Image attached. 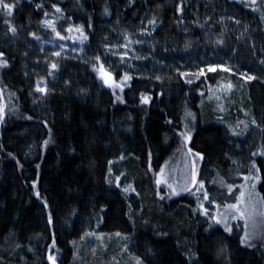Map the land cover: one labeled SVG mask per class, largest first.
Here are the masks:
<instances>
[{
    "label": "trees",
    "instance_id": "trees-1",
    "mask_svg": "<svg viewBox=\"0 0 264 264\" xmlns=\"http://www.w3.org/2000/svg\"><path fill=\"white\" fill-rule=\"evenodd\" d=\"M31 1L17 11L21 22L40 18L34 4L45 1L87 31L102 30L137 5ZM186 1L202 14L205 0ZM220 1L264 48V0ZM146 9L162 23L163 46L174 36L180 48L229 44L218 28L178 24V0H147ZM94 76L67 65L56 89L35 105L19 52L0 43V264H49L50 252L54 264H264V244L244 247L240 233L229 236L198 215L201 196L158 200L152 174L189 132L208 193L211 178L257 174L264 222V85L130 77L117 100Z\"/></svg>",
    "mask_w": 264,
    "mask_h": 264
},
{
    "label": "rangeland",
    "instance_id": "rangeland-1",
    "mask_svg": "<svg viewBox=\"0 0 264 264\" xmlns=\"http://www.w3.org/2000/svg\"><path fill=\"white\" fill-rule=\"evenodd\" d=\"M24 2L32 3L31 0H4V3L12 5V12L8 14L6 9L0 8V43L19 52L29 81L30 98L35 105L47 95L51 87L56 89V77L70 64L89 69L102 87L99 70L103 66L106 74L111 77L108 89L117 100H121V87L126 76L172 81L177 76L187 74L214 78L217 87L225 85L223 82L226 79L264 85V48L259 43L258 35L242 17L228 10L220 0H205L204 4L201 3L203 12L199 16L190 10V3L178 0V7L182 10L177 18L178 24L192 27L198 21L220 29L228 38L227 46L212 50L200 45L180 48L176 36L163 46L158 34L162 23L147 11V0H136L137 5L129 14L103 25L102 30L89 28L88 31L74 23L61 7L49 5L45 1L34 4L35 9L40 11V18L21 22V14H17V11L21 12ZM49 24L55 27V32ZM12 28L16 29L15 34ZM92 34L95 36L94 41ZM85 36L87 39H84ZM57 52L60 55H54ZM53 64L57 66L55 69L52 68ZM210 68L213 70L209 71ZM247 77L254 79L249 80ZM38 87L44 91H37ZM190 135L187 132L168 161L152 173L155 196L158 200L167 201L196 193L197 198L201 196L196 206L198 215H204L211 228L216 225L224 230L223 224L215 222L224 219L232 229V234L240 233L236 235L243 241L242 246L264 244L257 174L240 175L234 179L223 177L215 181L214 178L208 179L209 182L211 180L208 186L212 188L208 193L205 183L200 179L202 157L191 148ZM193 170L195 181L192 179ZM226 176L230 177V174ZM218 188L222 195L217 197L214 193ZM241 193L242 202L239 199ZM233 204H239L242 210H246L247 223L228 207ZM224 232L229 236L231 234ZM246 232L248 239L243 240ZM47 255L48 261L51 256L56 262V255L52 252Z\"/></svg>",
    "mask_w": 264,
    "mask_h": 264
},
{
    "label": "snow or ice",
    "instance_id": "snow-or-ice-1",
    "mask_svg": "<svg viewBox=\"0 0 264 264\" xmlns=\"http://www.w3.org/2000/svg\"><path fill=\"white\" fill-rule=\"evenodd\" d=\"M252 2L253 3H255V0H252ZM0 8H3V9H6L7 10V12H8V14H11V12H12V5H10V4H7V3H4V0H0ZM56 11L57 12H59L60 11V9L59 8H57L56 9ZM154 22V21H153ZM47 23V22H46ZM49 27H52V30L55 32L56 31V29H55V27H53L51 24H49ZM69 30H71V29H69ZM79 30V29H78ZM11 31L13 32V34H15V31H16V29L15 28H12L11 29ZM81 35H83V33L81 32ZM57 36H59V33H57ZM61 39H63V37H60ZM84 39H87V37L85 36L84 37ZM218 43H219V41H218ZM54 55H60L58 52L57 53H54ZM57 66L55 65V64H53L52 65V68L53 69H55ZM101 70H103V66H101ZM213 69H209V71H212ZM225 70H227V69H225ZM203 70H201V72H202ZM185 75H187V74H185ZM104 78V82L107 84V83H109V80L111 79V77L110 76H108L107 74H105V76L103 77ZM125 80H127V79H130V77H125L124 78ZM247 79H249V80H251V79H254V77H247ZM229 87H231V85H229ZM37 91H44V89L43 88H37ZM118 99H119V97H118ZM142 99L144 100V102L145 103H147L148 102V100H147V98L146 97H142ZM235 134V133H234ZM189 139H190V137H188ZM189 151H191V150H189ZM253 168H255V164L253 165ZM257 171H259L258 169H257ZM195 170H193V174H192V179H193V181H195ZM258 178V177H257ZM245 179H248V177H246ZM157 183H160V181H157ZM203 185H201V187H202ZM253 187H255V185H253ZM205 199H207V194L205 193ZM240 199V201L242 202L243 201V193H241V197L239 198ZM228 207L230 208V209H233L235 212H237L238 214H239V217L240 218H243V219H245V221H246V223H247V220H248V214H247V212H246V210H242L240 207H239V204H233V205H228ZM206 214V213H205ZM235 218V217H234ZM216 224H223V227H224V230L226 231V232H228V233H231V231H232V229L229 227V225L227 224V222L224 220V219H217L216 221ZM119 235V234H118ZM248 239V233L246 232L245 233V236H244V238H243V240H247ZM243 242V241H242ZM49 259L50 260H52L53 261V264H54V257H49ZM138 264H139V262H138Z\"/></svg>",
    "mask_w": 264,
    "mask_h": 264
},
{
    "label": "water",
    "instance_id": "water-1",
    "mask_svg": "<svg viewBox=\"0 0 264 264\" xmlns=\"http://www.w3.org/2000/svg\"><path fill=\"white\" fill-rule=\"evenodd\" d=\"M99 71H100L99 80L102 81V83H103L102 85H103L104 88H108V87H109V83L106 84V83L104 82V78H103V77L105 76V74H106L105 69L103 68V70H101V68H100ZM49 262H50V263H53V261L50 260V259H49Z\"/></svg>",
    "mask_w": 264,
    "mask_h": 264
}]
</instances>
